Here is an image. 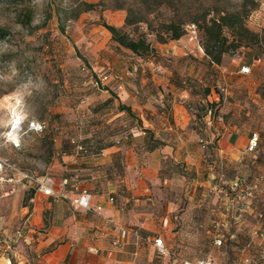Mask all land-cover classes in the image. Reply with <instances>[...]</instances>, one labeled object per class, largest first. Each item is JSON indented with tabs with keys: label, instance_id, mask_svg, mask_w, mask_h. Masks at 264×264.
<instances>
[{
	"label": "crops",
	"instance_id": "1",
	"mask_svg": "<svg viewBox=\"0 0 264 264\" xmlns=\"http://www.w3.org/2000/svg\"><path fill=\"white\" fill-rule=\"evenodd\" d=\"M119 48L124 56L111 53L112 61L103 60L114 72L107 80L112 91L106 90L103 101L87 110L83 135L56 144L53 194L34 192L30 206L23 208L28 213L25 229L13 240L19 244L9 254L5 253L9 246H0V264H161L160 257L171 258L172 264L181 258L194 261L170 250L174 241L190 242L199 235L195 230L175 229V220L181 218L175 214L182 207L181 195L185 201L180 215L188 220V228L196 225L191 215L201 214L212 191L216 208L230 210V220L218 212L209 221L215 228L227 226L239 222V203L226 194L220 196L216 189L233 194L237 179L254 173L264 177V127L255 153L246 151L249 137L257 132L251 125L254 115L244 119L251 113L244 112L239 102H229L221 109L220 121L204 126L187 86L191 80L206 86L201 65L177 69L159 62L160 56H170L176 63H198L187 57L181 39L156 44L154 55L145 58ZM259 61L245 64L250 67L248 74L230 71L228 80L239 74L249 78ZM212 98L220 100L207 96L210 102ZM121 105L130 113L119 109ZM120 126L123 129L115 132ZM73 139L85 147V153H75ZM81 191L90 195L94 210L72 204ZM218 230H213L214 242L236 237L235 232ZM252 232L250 228L254 238L263 239ZM155 238L162 239L170 255H158ZM263 252L264 248L258 259L245 258L260 261Z\"/></svg>",
	"mask_w": 264,
	"mask_h": 264
},
{
	"label": "rangeland",
	"instance_id": "2",
	"mask_svg": "<svg viewBox=\"0 0 264 264\" xmlns=\"http://www.w3.org/2000/svg\"><path fill=\"white\" fill-rule=\"evenodd\" d=\"M135 1L0 0V104L5 96L13 93L21 100V106L14 114L0 108V158L8 159L19 170L28 171L38 177H56V144L59 141L69 142L71 138L83 135L87 110L89 111L93 104L97 105L103 101V93L112 91L110 83H93L101 74L114 73L107 69L108 66L103 60L112 61L114 57L111 53L125 55L111 40L101 22L127 30L133 35V27H124L126 10L117 7ZM86 4H94L95 7L86 11ZM206 7H211V13L220 11L240 15L245 27L251 32L261 33L264 29V0H170V6L162 10L161 15L183 16L186 22H189L191 19H200ZM196 25L197 42L203 47L200 24ZM137 27L138 31L145 30L144 24ZM225 32L229 33L228 30ZM185 34L186 31L180 39L187 57L198 63H176V59L170 56H160L159 62L173 65L177 69L184 65L186 69L201 65L202 82L206 83V86H199L192 80L187 81V86L193 96L190 102L193 103L195 113L201 115L202 124L207 127V109L212 110V127L220 121L223 105L239 102L244 112L248 110L251 113L250 116H243L244 119L254 115L251 125L257 131L253 133L259 135L264 127V47L256 43L241 47L234 52L223 54L220 64H212L204 57L197 59L192 56L199 53L194 44L188 43ZM147 39L153 47L161 44L155 41L152 34L148 35ZM257 59L260 60L261 66L254 67L252 76L242 79L239 74L237 78L232 79V83L228 80L230 71L236 72L242 65L255 63ZM95 63L99 68H93ZM254 94L256 96H253ZM213 95L220 100H207V96ZM197 96L205 98L206 101L198 102ZM17 113L23 115L25 122H42L44 128L38 133L27 132L22 137L21 146L13 148L4 142V134L17 117ZM121 129L123 127L120 126L114 130L117 132ZM254 174L245 178V187L256 180L259 184H264V179L259 173ZM223 189L219 195L226 194L231 201L234 193ZM33 194V189L20 188L13 196L0 199V246H9L5 253L19 244L15 241L13 243V240L25 229L28 213L23 208L30 206ZM181 197L182 207L175 211L181 218L175 220V229L195 230L199 235L190 242L174 241L171 252L189 260L211 256L221 264H237L245 257L260 258L264 238H254L250 234V228L264 235V193L256 194L250 201L244 199L243 202L240 199L233 202H238V207L242 202L244 204L239 222H228L227 226L219 224L216 228L224 233L227 230L230 233L235 232L236 237L222 240L219 245L214 242L213 230L216 228L212 227L209 220H213L214 214L219 212L229 221L230 210L216 208L212 191L206 198L208 204L201 214L196 211L191 215V222L196 225L188 228V220L184 215H180L185 201L183 194ZM246 201L252 203L246 205ZM249 210H252L251 214ZM258 213H261V216H258ZM199 224L202 225L199 227ZM159 260L161 264H172L171 258L160 257Z\"/></svg>",
	"mask_w": 264,
	"mask_h": 264
},
{
	"label": "trees",
	"instance_id": "3",
	"mask_svg": "<svg viewBox=\"0 0 264 264\" xmlns=\"http://www.w3.org/2000/svg\"><path fill=\"white\" fill-rule=\"evenodd\" d=\"M85 6L86 11L95 7L94 4ZM169 6L170 0H136L131 4L118 5L117 8L126 10L124 27L127 29L133 27V35H130L127 30L108 25L105 22H101V25L110 33L111 40L119 47L129 50L141 58L154 55V47L148 41V35L152 34L155 41L161 44L178 40L184 35L188 24H200L204 40L202 48L205 58L212 64H220L223 54L234 52L241 47H248L254 43L264 47V29L261 33L251 32L245 27L242 17L238 14L220 11L211 13V7H206L203 9L200 19H191L186 22L183 16H162V10H166ZM142 24L145 25V30L138 31L137 26ZM225 30H228L229 33H226ZM119 109L130 113L129 107L121 105Z\"/></svg>",
	"mask_w": 264,
	"mask_h": 264
},
{
	"label": "built area",
	"instance_id": "4",
	"mask_svg": "<svg viewBox=\"0 0 264 264\" xmlns=\"http://www.w3.org/2000/svg\"><path fill=\"white\" fill-rule=\"evenodd\" d=\"M186 38L188 43L194 44L196 51L201 54L203 57H206L202 46L197 42V29L194 24H188L186 26ZM250 67L248 65H242L239 68L241 74H248ZM109 78L108 74H101L97 76V79L94 80V85H98L99 82H107ZM212 110L208 109L206 112L207 120L205 121L207 127H210L212 124ZM17 121L19 123L17 124ZM44 128L42 122L36 121H27L20 113H17V117L13 119L12 123L9 126L8 131L4 134V142L9 144L13 148H19L21 146V140L23 135L27 132L38 133L41 132ZM10 136H14L19 140V147H17L10 139ZM75 145V153H85L86 149L81 144H76L74 139L71 141ZM259 135L253 133L246 144V151L248 153H255L258 147ZM264 179L263 176H261ZM67 179L62 180V184H66ZM246 179L239 178L235 181L233 185L234 194L231 197V202L239 201L240 199H246L247 201L255 198L256 194L264 193V184H259L256 180L245 187ZM53 179L47 175L38 177L28 171L19 170L14 164L10 163L8 159L0 158V199H5L12 196L14 193L18 192L20 188L24 189H33L34 192L41 193L43 195L49 196L53 194ZM216 192L220 194L222 192V187H218ZM112 200V199H110ZM73 205L83 208L87 211L94 210L93 206L90 203V195L86 191H81L77 196L71 199ZM248 203H246L247 205ZM98 210V208H95ZM239 212L244 211V207H238ZM261 216V213L258 214ZM219 224H217L218 226ZM254 236H259L264 238L263 233H258V230H253ZM215 243L219 245L221 240L217 238ZM153 245L160 256H168L171 253L164 245L161 238H155L153 240ZM176 264H220L213 260L211 256L203 257L194 261H188L185 259H180ZM238 264H264V252L262 253L261 260H252L249 258H244Z\"/></svg>",
	"mask_w": 264,
	"mask_h": 264
},
{
	"label": "bare ground",
	"instance_id": "5",
	"mask_svg": "<svg viewBox=\"0 0 264 264\" xmlns=\"http://www.w3.org/2000/svg\"><path fill=\"white\" fill-rule=\"evenodd\" d=\"M10 100L12 102H10ZM20 106V97L15 93L10 94L9 96H5L0 104V108L6 109L7 111L12 112L13 114L20 108Z\"/></svg>",
	"mask_w": 264,
	"mask_h": 264
},
{
	"label": "clouds",
	"instance_id": "6",
	"mask_svg": "<svg viewBox=\"0 0 264 264\" xmlns=\"http://www.w3.org/2000/svg\"><path fill=\"white\" fill-rule=\"evenodd\" d=\"M19 123V121H17V124ZM9 139L17 146L19 147V140L14 137V136H10Z\"/></svg>",
	"mask_w": 264,
	"mask_h": 264
}]
</instances>
